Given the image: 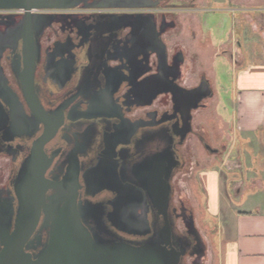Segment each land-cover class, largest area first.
<instances>
[{"label": "flooded vegetation", "instance_id": "af4514ba", "mask_svg": "<svg viewBox=\"0 0 264 264\" xmlns=\"http://www.w3.org/2000/svg\"><path fill=\"white\" fill-rule=\"evenodd\" d=\"M59 1L72 6L30 11L29 35L24 11L0 10V156L12 165L0 203L10 201L16 214L24 172L42 171L44 206L58 200L60 184L69 190L75 184L81 222L93 236L135 245L142 243L129 239H167L183 248L181 258L198 250L195 238L185 241L173 232L178 216L173 178L185 166L192 108L208 91L201 82L177 92L156 26L165 6L196 0ZM50 11H61L59 29ZM7 20L11 25L3 26ZM11 31L16 35L8 44ZM26 36L32 43L33 91L47 124L33 114L23 93ZM54 125V135L32 160L33 144ZM163 186L169 194L165 216L157 201ZM91 206L100 208L101 232L88 212ZM43 216L30 238L33 256L48 238L42 229L39 244L34 242Z\"/></svg>", "mask_w": 264, "mask_h": 264}, {"label": "crops", "instance_id": "0c3cea01", "mask_svg": "<svg viewBox=\"0 0 264 264\" xmlns=\"http://www.w3.org/2000/svg\"><path fill=\"white\" fill-rule=\"evenodd\" d=\"M224 4L217 44L211 24L203 35L191 30L194 44L218 45L219 54L209 63L214 77L197 71V82L181 83L192 88L203 82L208 92L190 114L188 153L178 171L186 176L177 188L194 220L202 221L218 264H264V0ZM188 69L193 80L196 65Z\"/></svg>", "mask_w": 264, "mask_h": 264}, {"label": "water", "instance_id": "95a60500", "mask_svg": "<svg viewBox=\"0 0 264 264\" xmlns=\"http://www.w3.org/2000/svg\"><path fill=\"white\" fill-rule=\"evenodd\" d=\"M72 5L59 0H0V10H22L25 12L26 32L29 35L30 11L34 9H60ZM31 40L28 36L23 42L24 77L21 78L26 102L33 114L46 123L48 118L42 111L33 91V68L31 60ZM47 127V126H46ZM56 126H51L33 144L31 159L40 157L43 145L54 135ZM42 171L24 172L20 186L16 190L18 208L12 229L0 226V264H179L184 254L183 248L176 249L166 239L151 240L142 244H130L118 241H103L93 236L82 224L76 207L75 184L69 190L68 184H60L62 194L51 206L43 204L47 188ZM73 179V178H72ZM75 183V176L73 179ZM157 195V201L166 215L169 194L165 186ZM42 224L36 233L34 242L39 244L42 229L48 230L47 241L34 256L30 239L36 231L41 215Z\"/></svg>", "mask_w": 264, "mask_h": 264}, {"label": "rangeland", "instance_id": "374dc122", "mask_svg": "<svg viewBox=\"0 0 264 264\" xmlns=\"http://www.w3.org/2000/svg\"><path fill=\"white\" fill-rule=\"evenodd\" d=\"M224 5H225L224 0H196L195 4L193 5L186 2L184 4L176 5L173 8H171L170 6H165L164 9L161 10V13H164L165 17L161 21L160 19L156 20L157 21L156 26L161 32V37L166 49L164 55L166 54L168 61L173 64L171 70L173 73L172 75L175 76L178 81V84H174L175 87H178L176 89L177 92H180V90L185 87L182 86L181 84L184 78L186 80H189L191 83L192 81L195 83L199 79V75L202 71H204L207 75L214 77V73L209 72L210 71L209 63L210 61L212 63V61L214 60L213 57L214 55L217 56L219 54L218 45H216L215 47L212 44L202 43V45L199 46L198 44L193 43V40H191L192 35L190 34H191V30L193 29L196 31L197 34L200 31V33H202L203 35V31H206L207 24H211V26H213L214 28L213 32L216 35L215 44H217V40L221 37L219 35V23L222 22L220 16L223 14V12L220 11V9L224 8ZM15 12L17 11L9 10L2 13L5 14V13H15ZM50 12L56 13L55 17L57 18L56 21L54 22V26L57 27V29H59V21H60L59 16L61 15L60 14L61 11H54V12L50 11ZM9 25H11L10 20H7L3 23V26H9ZM13 32L11 31L9 34V36L10 35L11 36L8 41V44L12 43L14 36L16 35V31ZM204 38L201 36L200 38L201 42L204 40ZM194 53H197V55L199 54V57L196 58V56H194ZM178 55L181 56L179 57ZM3 58H4L3 62L5 63L6 58L5 57ZM192 64H195L197 68V70L194 73L193 80L190 78L191 76L189 77L191 73L190 70L188 69V66L190 67V65ZM197 71L200 73H197ZM220 71H222L221 65L218 66V72ZM203 75L204 74H202V76ZM199 101L200 99L198 101L196 99L194 108H198V106L202 105L203 101L201 100L200 105H198ZM208 116L210 117L209 114ZM212 119H214V117H212ZM214 120L216 123L217 119L215 118ZM218 132L219 131L217 128V136H216L217 140L219 136ZM220 141L221 139L219 140V142ZM190 144L191 143H189V145ZM184 152L188 153V151H184ZM11 166H12L11 162L7 157L0 156V188L2 187L7 188L8 185H10L9 169L11 168ZM179 172L182 173L183 171L181 172L180 170ZM179 172L173 178L175 192L172 198V202L175 204L178 213V216L174 218L173 232L178 237H181L182 239L185 238V241H187V239L189 240L190 236L193 237V239L195 238L196 247L199 248L196 251L193 252L189 251L188 253H186L181 258L180 264H218L216 260V256L210 253L211 245L209 243V239L207 238L206 232H204L203 227H201L202 221H199L200 224L199 225L198 222L194 220L193 216L191 215V212L185 207L186 206L185 196L183 192H181V190L177 188V183L178 181L183 179V177H185L186 175L183 176ZM88 212L92 217L93 216L96 217L98 225L100 226L99 230L101 232L103 230L102 229L103 226L101 227L102 224L100 220L101 218L100 208H98V206L97 207L91 206ZM14 214H15V210L14 207H12L10 201L9 203L6 201L5 203L4 202L0 203V226L8 227V232L12 229ZM209 223L210 225L217 224L216 222H213L211 220H209ZM209 231H210L209 234L212 236L213 232L210 226H209ZM129 241L135 243H144L143 241L137 239L136 240L129 239ZM148 241H151V239H147L145 242ZM190 243L192 244L194 243V241L191 240ZM0 248H1V241H0Z\"/></svg>", "mask_w": 264, "mask_h": 264}, {"label": "bare ground", "instance_id": "6f19581e", "mask_svg": "<svg viewBox=\"0 0 264 264\" xmlns=\"http://www.w3.org/2000/svg\"><path fill=\"white\" fill-rule=\"evenodd\" d=\"M3 227V226H2Z\"/></svg>", "mask_w": 264, "mask_h": 264}]
</instances>
